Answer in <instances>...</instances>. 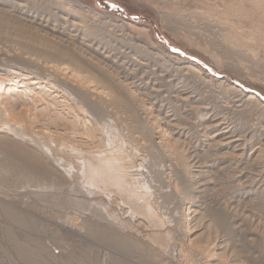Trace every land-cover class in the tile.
<instances>
[{"label": "rangeland", "instance_id": "rangeland-1", "mask_svg": "<svg viewBox=\"0 0 264 264\" xmlns=\"http://www.w3.org/2000/svg\"><path fill=\"white\" fill-rule=\"evenodd\" d=\"M7 1L8 3L11 1L10 4L17 3L21 5H26V1L29 2V0ZM22 1L25 3L23 4ZM33 1V3L32 1L29 3V6L27 3L24 12H20L14 7L11 9L9 6L10 4L0 5V11H2L0 12V23L2 22L0 24V69L16 67L21 68L26 73H30L28 71H31L30 74H32L33 68L27 64L21 63L23 58H28L30 60L32 58L39 61L38 63L42 66L51 68L56 66L68 68V70L73 68L68 59H63L62 61V59L55 58L51 53L47 54L45 52L44 54L40 53V50H37V52L36 50L29 49L32 43L35 44L36 41L40 40V37L41 40L49 39V42L53 41L52 44L56 42V44L58 43L66 49L74 50L73 52L78 51L77 53H80L79 55L81 57L90 60V64L94 66L100 65L101 69L103 68L112 74H114V71L112 72L114 66L121 64V73L118 72L119 74L115 73L117 76L114 75L117 78L119 77L118 79L121 81H125V85H129V88L133 90V92L136 91V95L138 96L137 104L149 109V113L144 116L151 118L148 122L153 129L163 131V133L168 131L166 133V140H170V143L175 144L174 139H177L178 134L176 133H179V131L174 130L172 132L173 135L170 129H168V122L165 117L175 114L177 116L179 115L178 117L182 119L183 116L182 120L186 125L182 124V127L181 125L179 126L183 128V134H179L180 137L178 138L182 139L180 140L181 143L177 144V152L188 164L189 172L192 173L190 180L193 181V184L194 182L196 183L192 190L194 189L196 191L194 193H192L193 191H191V193L188 191L183 193L184 190L179 185V179L177 176H174L173 173L166 178V181L172 184V188L168 187L164 189L165 186L162 185L161 181L160 184L157 183L154 185L151 174L153 167L147 160L144 163V154H142L144 152L141 151L140 143L142 141H139L137 134L136 151L130 143L126 145L127 142H121L125 145L121 152L120 149L113 150L111 145L114 144L113 146H115L120 138L123 140L125 134L116 136L114 139L117 141L113 140L111 143V141L107 140V132L111 129L107 131L101 127V131L100 128L96 129L95 124L93 125L92 122H90L91 124H89V126L88 123H86L87 125H83V127L82 124L84 123L81 121L76 122V124H73L71 121L69 124L71 125L72 123V126L68 125L72 128L78 125V130L76 131H79L81 126L82 131H84L83 128H89L91 130L86 129L93 134V138L89 139H93L96 147H100V149L97 147L98 149H96V151L100 150L99 152H101V150H105V153L109 151V153H113L117 156L123 154L125 157L127 156L129 159L127 166L130 171L126 169L127 173H129L126 175L129 177L125 176L127 184H121L118 179L115 181L118 180L120 183L114 180L109 181L115 178L109 179L108 177H106L105 180L102 179L103 181L99 179L97 181L88 180L86 175H84L86 171L84 172L85 167L83 168L82 164L76 165L79 167L73 168L75 170L68 169L65 171V169H63L66 173H68L69 170L70 172L65 176L62 174L64 177L62 179L64 181L61 180V182L64 183L69 181L70 183L68 182V185L71 184L70 186L73 191H75L74 187L79 190V194L77 193V195H75L76 200L82 199V201H88L95 207H101L103 213H101L100 216H93L94 214L91 213L89 214L71 208L61 207L62 203L58 202V200L53 201L54 199H47L48 202L40 198L32 197L22 199L21 196L18 197L14 195V192L6 197V192L3 193L4 190H0V198H4L11 206L14 205L16 210L14 208L13 210L20 214L23 221H26L25 224L15 223L8 215L0 214V264H251L248 262L249 257H254L253 259L256 260L255 264H264V62H258L264 57L262 51L255 50L257 53H252L251 49L242 47L241 49L244 48L247 51L249 50L248 52L251 54V58L255 59L251 61L249 59H243V57L239 58V56L237 58V55L223 53L224 51L218 47H214L213 49L211 47L212 50L210 48L207 49L203 44L207 41L209 42V40H213L209 38H215V34H213V31L207 32L204 29H200L199 31L200 42H202L201 44L203 46L189 44L188 41L173 32V28L162 19L159 13L160 10L167 9L165 5L170 6L172 4L180 6L185 12L187 10L195 12L196 8L204 6L203 2L200 0H78L85 6V11H92L94 9L93 12H100L96 17L94 16V20L90 19L89 16H93V13L88 12L87 15L89 18L85 21L89 20V24L93 23L92 25L94 26H102V30H108L107 32L111 30L110 33L116 35L117 40H119L117 43L114 37L105 38L106 35H103V37L100 36L96 40V45L91 47L95 49V51L90 52L86 51L87 46L85 47L82 45V47L81 44L79 45L75 41V39L78 38L79 42L83 40L85 28L83 29L82 27L81 29L80 26L81 30L79 28L77 30L76 27L75 30V28H71L74 27L73 25L65 23L66 26L68 25L70 27L67 26L66 28L64 26V13L59 14L61 11L58 12V10H54L58 9L55 3L53 8L52 2L55 0H49L52 1V5L47 2L48 0ZM216 1L217 0H210V3L214 4ZM48 3L51 5V8ZM32 4L35 6H32ZM78 9L80 8L78 7ZM45 10H50V12L47 11L50 15ZM28 12L29 14H27ZM18 13L23 14L18 15ZM40 14H43V16ZM56 14L60 15V17H58V15L56 16ZM34 15L41 17L37 18ZM46 15H49L47 16L48 19ZM52 15L54 17L53 19ZM97 19H100V22L96 23L95 21H98ZM43 20H45V22H43ZM59 20L63 22L61 23ZM58 21L60 24H58ZM128 22H132L140 28H148L154 42L161 45L166 51L180 56L185 61L200 65L203 69V75L201 77L196 76L197 74L190 71L187 65L168 63L160 57L157 67L146 61L144 64L148 67L146 66L145 70L142 68L139 69L135 65H138L139 62L143 63L142 58H144V56L142 57V51H139L135 47L143 44L137 40V38L134 39L127 35L128 31L124 32L117 27L120 24H125V26H127ZM249 23L251 24V21H247L244 24L249 26ZM72 29L74 31L73 33ZM245 30L246 29L240 32L248 31L246 34H249L252 29L247 27V30ZM75 31H77V34ZM99 31L100 30H98V32ZM100 32L102 33V31ZM42 37L47 38L44 39ZM70 37L73 39H70ZM102 38H105L103 42ZM130 39L131 41H129ZM81 42H84V45L91 46L87 41ZM101 42L102 44H100ZM105 42L109 44L106 46ZM109 45L115 48L112 50V47L108 48ZM129 45H134V47L131 48ZM108 50L109 52H107ZM96 51H98V55H96ZM154 53L157 54V52ZM101 54L103 55L99 56ZM9 56H12L14 60L11 57V59H9ZM105 56L107 58H105ZM109 57H111V59ZM163 65L167 72L160 73L161 69L159 66L162 68ZM27 66L30 69L27 68ZM184 67L185 69L183 70ZM113 70L116 71L115 68ZM153 70L154 72L158 70L159 74L165 75L166 81H159V83L157 81L156 83L155 80H157V78H154L155 74ZM33 71L34 74L32 75L37 77L39 75V77H44L45 75L49 76V74H51L50 71L41 72L38 68L36 71ZM168 71L170 72L168 73ZM125 77L128 78V80L125 79ZM171 79L174 82H172ZM186 79H188V81ZM185 81H187V83ZM152 83L158 85L155 89L163 91L160 98H156L155 100L151 98V92H145L148 89L150 90ZM164 83L167 85H175V88L171 91V95L169 91H165L169 90V88L166 89V87L162 86ZM148 84L150 87L147 86ZM233 86L236 87V90L235 88L233 90ZM176 87H178V89ZM183 89H186L190 93L189 104L181 103L179 99H177L179 100L177 101L173 98L175 96V94L174 96L172 95L173 92ZM237 90H240L244 94H254L260 100H249L244 98L242 97L243 94L241 95V92ZM170 96L173 97L171 98ZM194 97L196 99H194ZM68 99H70V97ZM68 99L66 105L72 107L75 114L80 116L79 109L77 110L75 108V102L70 103ZM157 99H160V103ZM236 101L241 102L237 103ZM71 102L73 101L71 100ZM184 105L186 107H184ZM70 107H68L69 111L71 110ZM191 108H195V114L194 110ZM199 108H206L205 111L203 110L201 113L202 115H197L198 113L196 110L198 111ZM187 112H189V114ZM73 113L71 116L75 118L76 115ZM1 115L2 113L0 112V116ZM213 122L221 124V127L226 130L228 129L227 132H229V136H234L235 139L238 138L240 142L236 145L217 146L222 144V142H219L221 140L219 137L211 140L216 133L214 130L215 128L213 129V127H215V123ZM1 124L2 121L0 122V125ZM52 130L51 128V131ZM44 131L46 130L43 129V132ZM100 131L103 132V134ZM119 132L124 133L120 129ZM87 133L89 134V132ZM105 133L107 138H104ZM91 134L89 135L91 136ZM182 141L184 143H182ZM141 158H143V163H140ZM120 168L117 167L119 174L121 172H126L125 169L123 170L122 168L121 170ZM74 171H76L77 174L74 173ZM71 172L72 175H70ZM167 173H169V171ZM121 175H119L120 178L123 176ZM84 179L85 181H82ZM106 182L111 184L109 185ZM68 185L66 183L65 187ZM126 187H128V189ZM161 189H164L163 191L168 193L167 196L169 197H171V192H173V194H178L177 196L182 199L186 198V205L182 207L179 216L176 214L172 215L170 211H168V205L165 203ZM172 189L174 190L172 191ZM126 190L130 191H128V193H130L129 196ZM24 192L25 191H23V193ZM23 193H19L18 195ZM24 194H28V192ZM135 197L136 200H134ZM51 201L54 202V204L51 203ZM174 202L175 201H173L172 204H174ZM179 202L180 201H176V203ZM164 206L168 214L170 213L169 215L167 211L164 210ZM184 209L185 211H183ZM216 210L223 213L222 215H224L227 223L230 224V228L228 226L227 229H222L212 220L215 213L214 211ZM179 219L185 221L186 229L184 228L182 231L176 227V224L179 223ZM170 224L173 227H170ZM185 230L186 232L188 230V232H191L194 236L188 239L183 233ZM96 235L104 236V238L99 240L96 238ZM112 241H116L119 245L111 243ZM207 242L211 245L208 246ZM206 251L209 253L214 251V253L211 252L212 254L210 253V256ZM212 255H214V257ZM113 258L114 260H112Z\"/></svg>", "mask_w": 264, "mask_h": 264}, {"label": "bare ground", "instance_id": "bare-ground-1", "mask_svg": "<svg viewBox=\"0 0 264 264\" xmlns=\"http://www.w3.org/2000/svg\"><path fill=\"white\" fill-rule=\"evenodd\" d=\"M23 1H22V3H23ZM31 1H32V3L34 2L33 0H31ZM31 1L29 0V2L26 1V3L25 2L24 3L26 5L28 3V6H29V3ZM200 1L203 2L204 6L196 8L195 12H193L191 10H187L185 12L182 10V8H180V6H178L176 4H172L170 6L164 4L167 9L162 10V11L160 10L159 13H160L162 19H164L168 23V25L173 28V32L175 34H177L178 36L184 38L186 41L189 42V44H196L197 46L202 45L201 44L202 42H200L201 39L199 38L200 37L199 31H200V29H204L207 32L213 31L214 33L213 32L212 33L215 34V38H212V37L209 38V39H213V40H211V41L209 40V42L204 41L205 43L203 42L204 43L203 45H205V47L207 49H209V48L211 49V47H212V49L214 47L215 48L218 47L219 49H222L224 51L223 53H226L228 55H237V58L239 56V58L243 57V59L245 58V59H249L251 61H254L255 59L251 58V56H250L251 54H249V52H248L249 50L247 51L244 48L241 49L242 47H246V48L251 49L252 53H257V51L260 50V51H262V53L264 55V0H217L216 2H214V4L210 3V0H200ZM10 2L11 1H9V3H8L7 0H0V5H9ZM47 2H49L51 4L52 1L48 0ZM52 3H53V8H54L55 4L58 7V9H54V10H56V11L58 10V12L61 11V12H59V14L64 13L63 14L65 16L64 24L65 23L69 24V25L71 24L74 26L71 28L76 27L77 30H78V28L80 29V26H81V29H82V27H83V29L85 28L84 32H83V38H82L83 40H81V41H87V43L89 42L90 43L89 45H91V46L84 45L83 44L84 42H81V41H80L81 42L80 43L77 35L76 36L78 39H75V41L79 45L81 44V46L82 45L85 47L87 46L86 51L94 52L95 49H92L91 47L95 46L96 40L98 39V37H100V36L103 37V35H106L105 38L106 37L107 38L108 37L109 38L114 37L116 42L118 43L119 40H117L116 35L110 33L111 30H109L110 32H107L108 30L105 31L103 29L104 30L103 31L102 26H100V27H99V25L94 26V25H92L93 23L89 24V22H88L89 20L85 21L87 18H89V16H90V19L94 20V16L96 17V15H98L100 12L99 13L95 12V11L93 12L94 9L92 11H90V10L85 11V6H83L78 0H62V1L61 0L60 1L55 0ZM34 4H32V6H35ZM50 4H49V6L51 8L52 4L51 5ZM155 4H158V3H155ZM26 5L11 3L9 6L11 9L14 7L15 9H18L20 12H24L25 11L24 9H26ZM49 6H48V8H49ZM78 7L80 9H78ZM27 8H29V7H27ZM168 9H170V10H168ZM45 11L50 12V10H45ZM0 12H2V11H0ZM29 12L27 14H29ZM49 12H47V13L49 14ZM88 12L89 13L92 12L93 16L92 15L88 16L87 15ZM39 13H40V11H39ZM15 14H16V12H15ZM20 14H23V13H18V15H20ZM49 15H46V18ZM57 15L58 14H56V16ZM41 16H43V14ZM35 17H37V16H35ZM40 17H37V18H40ZM58 17H60V15H58ZM53 18L54 17L52 15V19ZM49 20H51V19H49ZM60 20H61V18H60ZM99 20L95 21V22L96 23L100 22ZM53 21H55V20H53ZM247 21H249V22L251 21V24L249 23V26L244 24ZM41 22H42V20H41ZM43 22H45V20H43ZM58 22H56V23H58ZM60 22L58 24H60ZM66 24L64 26L67 28L68 25L66 26ZM82 24H84V25H82ZM116 24H118V23H116ZM52 25H53V23H52ZM58 27H55V28H58ZM117 27L120 28L124 32L128 31L127 35H129L130 37H132L134 39L137 38V40H139L143 44V45H138L135 47L139 51H142L143 55L142 54L141 55H142V57L144 56V58H142L143 63L139 62L138 65L134 64L139 69H141V68L144 70L146 69L147 65L144 64V62H146V61L149 62V64L151 63V64H153V66L155 65L157 67L159 65L158 60L160 57L161 59L166 60L168 63H174L175 65L176 64L187 65L188 66L187 68H189L190 71L197 74L196 76L201 77L203 75V73H202L203 69L200 65H198L197 63L194 64V63H191L189 61H185L180 56L166 51L161 45H158L156 42H154L148 28H145V27L140 28L132 22H128L127 26H125V24H120ZM247 27L252 29L251 33H249V34H246V32H248V31H246ZM76 28H75V30H76ZM244 29H246L245 30L246 32H240ZM64 30L66 31L65 28H64ZM98 30L102 31V33L100 31L98 32ZM248 30H250V29H248ZM73 32L74 31L72 29V33ZM75 32L77 34V31H75ZM81 32H78V33H81ZM65 33H67V32H65ZM212 33H210V34H212ZM65 35H67V34H65ZM76 36H74V37H76ZM42 38L45 39L47 37H42ZM105 38H102V42ZM70 39H73V38L70 37ZM48 40L49 39H46V40L42 39L41 40V37H40V40H38L39 42L38 41L35 42L33 39L35 44H33L32 43L33 41H32L31 42L32 44H31L29 49H33L36 51L40 50V53H44V54H45V52L47 54L51 53L52 55H54L55 58L60 59V60L62 59V61H63V59H68L69 63L71 62L70 65L73 67L72 69L68 70V68H63V67L61 68V67H57V66L54 68L42 66L40 63H38L39 61L34 60L31 57H30L31 60L28 59L27 57H26L27 59L21 58L22 59L21 63L27 64L28 66L32 67L33 70H35V71L38 68L41 72H43V71L49 72L50 71L51 74H49V76L45 75L44 77L43 76L39 77L40 76L39 75L37 77L35 75L34 76L32 75V74H34L33 73L34 71L32 69H31L32 74H30L31 71H28L30 73H26L21 68H16V67L15 68L10 67V69H8V68L0 69V112L2 113V115H1L2 117L0 116L1 117L0 119L2 121V124L0 125V190L1 191L4 190L3 193L6 192L5 193L6 195L5 194L4 195L6 197H8V196H10L11 193L14 192L13 193L14 195H17L18 197L21 196L22 199H28L29 197L38 198V199L40 198L41 200L46 201V202H48L47 199H54L53 201L58 200V202L62 203V206L60 205L61 207H65L68 209L71 208V209H74V210L79 211V212H85V213H89V214L91 213V214H94L93 216H100V214L103 213L102 212L103 210L101 207H98V206L95 207L94 205H92L88 201H82V199L76 200L75 195H77L79 190L74 187L75 191H73V189L70 186L71 184L68 185L70 183L69 181L64 182L65 184L67 183V185H68L67 187H65V184L63 182H61V180H63L62 178H64L62 176V174L65 176L66 174H68L70 172L71 169L79 167L76 165H81V164L83 165V168L85 167L84 172L86 171V173L84 175H86V178H88V180L89 179L92 181H95V180L97 181L98 179L99 180H102V179L105 180L106 177H108L109 179L115 178V179H111L109 181H112V180L115 181L116 179H118L121 182V184L122 183L124 184V183H126L125 178L129 177V176H126L129 174V173H127V170L129 169V167L127 166V163L129 161L127 156L125 157L124 154L121 156H117L113 153H109V151H108V153H105L106 152L105 150L104 151L101 150V152H99L100 150L96 151V149H98V148L100 149V147L97 146L98 147L97 148L93 139H89V138H93L92 137L93 134H91V132H90L91 130L89 128H85V129L83 128L84 131L81 130L83 125H87L86 123H88V126H89V124H91L90 122H92L93 125L95 124L96 129L97 128L101 129V127L107 131H109L108 129H111L112 131L110 130L109 132H107L108 136L106 135V133L104 134V138L108 137L107 140L111 141V143L113 140L117 141L116 139H114L116 136H118V135L122 136L123 134H125V138L123 140L120 138L118 140L119 142H116L115 146H113L114 144H112V145L110 144L112 146L113 150L120 149V151L122 152L124 149L123 146H125V145L121 142H124V143L127 142L126 145L128 143H130L131 146L136 151V134H137L138 135L137 138L139 139V141L140 140L142 141L140 143H141V151L144 152V153H142V154H144V157H143L144 163L147 160L149 162V164H151V166L153 167L151 174L153 177L152 180L154 182V185H156L157 183L160 184V181H161L162 185L165 186L164 189L165 188L167 189L168 187L172 188V186H171L172 184L169 181H166V178H167V176H170L171 173H173L174 176L178 177L179 185L184 190L183 193H185L187 191L190 193H191V191H193L192 193H194L196 190H194V189L192 190V188H193V186L196 185V183L194 182V184H195L194 185L193 181L190 180L192 173L189 172L188 164L184 161L183 158H181V155L177 152V144H180L181 143L180 140L182 139V138H178V137H180L179 134H181V135L183 134L182 133L183 128H181V127L183 126L182 124L186 125V123L182 120L183 116H182V119L180 117H178L179 115L177 116L175 114H173L172 116H168V117L166 116L165 117V118H167L166 120L168 122V129H170V132L172 133L174 130L179 131V133H176V134H178L177 139L176 138L174 139L175 144L170 143V140L169 141L166 140V133L168 131H165V133H163V131H160V130L157 131L156 129H153L151 124L148 122V120H150L151 118H149L148 116H144V115H147L149 113V111H148L149 109L144 108V106H140L139 104H137L138 96L136 95V91L133 92V90H131L129 88V85H125V83H124L125 81H121L120 79H118L119 77L118 78L116 77L117 76L116 74H119L118 72L121 71V68H122L121 64L114 66L116 71L113 70L114 68L112 69V72L114 71V74L116 73L115 74L116 76H115L114 74L110 73L109 71L104 70L103 68L101 69L100 65L94 66L93 64H90V60H86L84 57H81L79 55L80 53L79 54L77 53L78 51L73 52L74 50L72 51L70 49H66L63 46L59 45L58 43L56 44V42H54L52 44L53 41L49 42ZM109 41H111V40H109ZM129 41H131V39ZM102 42L100 44H102ZM135 42H136V40H135ZM105 43H103V44H105ZM120 43H121V41H120ZM100 44H98V45H100ZM107 44H109V43L107 42L105 45L107 46ZM131 45H129V46H131ZM116 46H118V45H116ZM110 47H112V46L109 45L108 48H110ZM132 47H134V45L131 46V48ZM113 48H115V47H112V50H113ZM109 50L107 52H109ZM114 50H116V49H114ZM255 50H257V51L255 52ZM90 52H88V53H90ZM97 52L98 51H96V55H98ZM154 52H157V54ZM153 53H154V56H153ZM102 55L103 54H101L99 56H102ZM223 55H225V54H223ZM10 57L13 59L12 56H9V59H11ZM16 57H14V58H16ZM39 57H41V56H39ZM105 58H107V57L105 56ZM109 58L111 59V57H109ZM215 58H216V55H215ZM18 60H19V58H18ZM261 61L264 62V57L262 59H260L258 62H261ZM13 62H15V61H13ZM100 63H102V62H100ZM128 63H130V62H128ZM136 63H137V61H136ZM213 63H214V61H213ZM24 66H26V65H24ZM28 66H27V68H29ZM159 68L161 69L160 73L161 72H164V73L167 72L164 65L162 68L159 66ZM151 69H153V68H151ZM168 69H169V67H168ZM180 69H181V67H180ZM180 69H176V70H180ZM184 69H185V67L183 68V70ZM139 71H142V70H139ZM153 72H154V70H153ZM169 72L170 71H168V73ZM154 74H155L154 78H157V80L154 79L156 81V83H157V81H158V83H159V81L164 82L165 75L159 74L158 70L157 71L155 70ZM50 75H52V76H50ZM47 77H49V78H47ZM125 79L128 80V78H126V77H125ZM181 79H182V77H181ZM186 80L188 81V79H186ZM141 81L144 82L143 80H141ZM171 81H172V79H171ZM177 81H178V79H177ZM187 81H185V82L187 83ZM172 82H174V81H172ZM132 83H134V82H132ZM178 83H180V82H178ZM164 84L162 86L166 87V89L169 88V90H165V91H169V94L171 95V93H172L171 91L173 90V88H175V85L174 84H168L167 85L166 83H164ZM178 85H180V84H178ZM147 86H149V84ZM157 86L158 85L152 83L150 90L145 89L146 90L145 92H149V93L151 92L150 93V95L152 96L151 98L154 100L156 98H160V96L163 92V91L155 89V87H157ZM184 87H185V85H184ZM184 87H182V88H184ZM176 88L178 89V87H176ZM234 88L236 90V87L233 86V90H234ZM240 90H237V91H240ZM174 94H175V96H174ZM172 95L174 96V97L173 96L172 97L175 98L176 100L179 99L181 101V103L183 102V103L187 104L189 102L190 93L186 89L173 92ZM241 95H242V97L247 98L249 100L258 99V97H256L254 94H244L243 92H241ZM69 97H70V99H68ZM67 99L70 101V103L75 102V106H76L75 108L77 110L79 109L78 111L80 112L79 113L80 116H77L75 114L72 107L66 105ZM194 99H196V98L194 97ZM199 99H200V97H199ZM71 100L73 102H71ZM159 100H158V102H159ZM179 100H177V101H179ZM258 100H260V99H258ZM239 102H241V101H238L237 103H239ZM70 103H67V104H70ZM159 103H157V104H159ZM154 104H156V103H154ZM68 107L71 108L70 111H69ZM73 107H74V104H73ZM184 107H186V106L184 105ZM191 109L194 110V114H195V108L194 109L191 108ZM205 109L199 108L198 111L196 110V112L198 113V114L197 113L196 114L202 115L201 113L203 112V110L205 111ZM77 110H75V111L78 112ZM72 113L76 115L75 118H74V116H71ZM187 113L189 114V112H187ZM178 114H179V112H178ZM192 114H193V111H192ZM175 116H177V117H175ZM198 120H199V118H198ZM200 120H201V118H200ZM66 121H67V123H66ZM71 121L73 122V124L74 123L76 124V122H78V121H81L82 123H84V124H82L80 122L82 124L81 129H80L81 131L80 130L76 131V130H78L77 129L78 125H77V127L73 126V128L69 127V125H70L69 122H71ZM80 123H79V125H80ZM213 123H215V122H213ZM180 125H181V127H179ZM66 126L69 127L70 129L67 128ZM70 126H72V123ZM214 126L215 127H213V129L215 128L214 130L216 133L211 138V140L212 139L214 140L215 138H218V137L221 138V140H222V141L221 140L219 141L220 143L222 142V144L217 145V146L220 147L222 145V147H223V146L234 145V144L236 145L240 142V140H238L237 137H236L237 139H235L234 136H229V132H227L228 129L226 130V129L222 128L221 124L215 123ZM51 128L53 130L54 129L55 130L51 131ZM79 128H80V126H79ZM43 129L46 131L43 132ZM86 129H89L90 131L86 130ZM119 129L122 130L124 133H120ZM85 130L87 132H89V134H91V136ZM92 131H94V130H92ZM101 131H102V129H101ZM52 132H54V133H52ZM94 132H92V133H94ZM101 133L103 134V132H101ZM109 138H112V139H109ZM117 138H119V137H117ZM100 139H102V138H100ZM100 139H98V140L101 141ZM115 141H114V143H115ZM104 143L106 144V141ZM182 143H184V142L182 141ZM99 145H101V144H99ZM111 146H110V148H111ZM133 148H131V149H133ZM143 158L140 159V163L141 162L143 163ZM117 167L120 168L121 170H122V168H123V170L125 169L126 172H124V173L121 172L119 174ZM63 169H65V171L68 169H70V170L68 173H66ZM73 170H75V169H73ZM73 170H72V172H73ZM168 171H169V173H167ZM64 172H65V174H64ZM72 172L70 173V175H72ZM74 173H76V171H74ZM70 175H69V178L71 177ZM84 175H83V177H84ZM119 175H121L122 177L120 178ZM118 180L115 182H118ZM132 180H134V179H132ZM82 181H85V179ZM127 181H128V179H127ZM72 182H73V180H72ZM120 182H118V183H120ZM107 184H109V183H107ZM112 184H113V182H112ZM130 184H131V182H130ZM118 187H120V186H118ZM126 188L128 189V187H126ZM129 189H131V188H129ZM164 189H161V191L163 194L162 196L165 199V203L168 205V209H169L168 211H170V213L172 215L176 214L179 216L181 211H182V207L184 205H186V198L182 199L181 197L177 196L178 194H173V192H171V197H169V196H167L168 193L163 191ZM173 190L174 189H172V191ZM23 191L28 192V194H24L25 192L23 193ZM128 191L126 190V193L129 196L130 193H128ZM166 191H168V190H166ZM169 192H170V190H169ZM19 193H23L24 195L23 194L18 195ZM133 195H135V194H133ZM129 198H131V197H129ZM88 199H91V198H88ZM83 200H86V199H83ZM134 200H136V197L134 198ZM173 201H175L174 204H172ZM176 201H180V202L176 203ZM51 203L54 204V202H52V201H51ZM13 208L15 209L14 205L11 206L10 204H8V202H6V200L4 198H2V197L0 198V214L1 215L2 214L8 215L9 217H11L13 219V222H15V223L25 224L26 221H23V219H21L20 214L15 211L16 209L13 210ZM141 209H144V208H141ZM164 210H166V207L164 208ZM162 211H163V209H162ZM168 211H167V214H168ZM183 211H185V209ZM140 212H142V211H140ZM214 212L215 213L212 217L213 218L212 220L214 222H216V225L218 227H220L222 229H227L230 224L227 223V220L224 218V215H222L223 213H220L217 210ZM170 227H173V226L171 225ZM176 227H178L180 231H182V229H184V228L186 229L185 221L182 219H179V223L176 224ZM187 227H188V224H187ZM229 228H230V226H229ZM183 233L186 236L182 233L181 234L184 235L185 237H187L188 239H190L192 236H194V235H192L191 232L189 233L188 230H187V232H186V230L183 231ZM216 234H217V232H216ZM8 238H9V233H8ZM96 238L101 240L104 238V236L96 235ZM111 243H113L115 245H119L118 243H116V241H112ZM198 243H200V242H198ZM212 243H213V241H212ZM207 244H208V242H207ZM210 245L208 244V246H210ZM214 251L213 252L211 251V252L214 253ZM79 252L81 253V251H79ZM206 252H208V251H206ZM81 254H83V253H81ZM211 254H210V256H211ZM214 255H212V256L214 257ZM84 256H85V254H84ZM110 258H112V257H110ZM253 258L249 257L248 262L251 264H255L256 260ZM112 260H114V258ZM223 261H224V259H223Z\"/></svg>", "mask_w": 264, "mask_h": 264}]
</instances>
